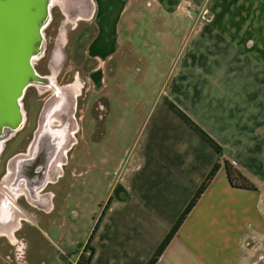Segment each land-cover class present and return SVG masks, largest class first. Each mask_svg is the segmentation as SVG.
<instances>
[{
	"label": "crops",
	"instance_id": "1",
	"mask_svg": "<svg viewBox=\"0 0 264 264\" xmlns=\"http://www.w3.org/2000/svg\"><path fill=\"white\" fill-rule=\"evenodd\" d=\"M112 1L93 2L96 33L86 53L95 68L87 76L88 91L94 96L112 91L107 107L114 95L122 115L118 123L131 114L130 107L141 121L100 200L104 206L115 197L91 242L90 264H150L214 170L155 264H249L254 252L264 250V0H119L118 8ZM122 21L128 39H121ZM141 22L145 35L160 39H138L135 23ZM180 25L186 26L182 38L173 39ZM129 60L144 66L131 72ZM145 77L149 83L141 86ZM111 120L105 119L106 136ZM90 134L83 130V139ZM103 140L94 142L101 146ZM223 159L255 189L233 188ZM24 223L33 225L24 216L14 230H3L11 246ZM39 232L55 247L64 237L58 230ZM90 234L69 264H77Z\"/></svg>",
	"mask_w": 264,
	"mask_h": 264
},
{
	"label": "rangeland",
	"instance_id": "2",
	"mask_svg": "<svg viewBox=\"0 0 264 264\" xmlns=\"http://www.w3.org/2000/svg\"><path fill=\"white\" fill-rule=\"evenodd\" d=\"M99 1L100 0H93L95 4H98ZM115 1H112L113 7L118 8L119 0ZM50 16V23L43 32L44 39L50 40L47 43L46 55L40 62L41 65L39 69L41 71L45 70V63L50 59L53 49L60 52L61 63L59 72H57L59 73L57 76L58 84H69L73 87H78L79 93L82 92L83 96L87 95V97L80 102L77 112V117L82 118L85 115L86 120L84 125H82V121L78 120L77 125L83 126L84 131L89 133V130H92L91 125L93 123L87 114L89 115L88 109L95 96L88 91L89 83L87 76L88 73L95 68V63L88 58L86 47L96 33V27L91 19V14L90 16L84 15L86 21H82L78 19V15L71 14L67 8H64V5L60 9L58 7L53 8L50 11ZM179 21L178 19V22ZM135 24L137 28L135 35L140 37L138 39H160L159 36L156 37V35H151L150 37L149 33L145 35L144 29H146V27L143 26L142 22ZM185 27V25H183V27L180 25V28L174 30L175 33H172L170 29L168 30L173 34V39H181L183 35L181 31H184ZM120 28L121 39H128L124 31V21L120 23ZM161 30L165 32L166 27ZM185 32L187 33L188 29ZM134 38L136 39L135 36ZM175 51L176 49H172L170 55L172 56ZM161 54L163 55V53ZM127 64L131 72L135 71L136 66L138 67L137 64L143 65V63H138V61L135 60H129ZM139 83L141 86H145L149 83V80L145 77V79H142ZM81 87H83V89H81ZM111 93L109 95L107 92L109 98L112 95ZM149 94H151V91ZM39 95L38 97H41ZM111 98V102L109 101L110 107L105 116L106 119L112 118L114 121L111 120V124L109 125L111 126V135L108 134L104 136V140L106 138L107 142L103 143V140V145L101 144V146L95 143V140L93 141L94 143L87 142L84 144L82 138L83 132L78 135L80 144L73 151V154H75L77 158L73 165L79 166L78 171L81 172L82 175L76 177L72 181V186L71 182L67 181L63 183L59 190L60 197H58L56 202L57 207L51 215L36 216L37 219L39 217L41 219L35 226L23 224L22 230L16 234V246L13 247L9 244L7 238L8 232L0 229V232L5 234L0 236V264H69L67 259H74L80 251L81 246L85 243V240H87V236H89V233L92 231L97 218L105 206H103L100 200H102L108 184L115 180L113 167H118L121 163V158L123 157L120 156V152L128 151V149L131 148V143L135 138L137 128L141 121V119L137 117L139 113H136L135 109L130 107L126 109L131 114L124 117V122L122 124L118 123V118L122 115L119 112L118 103L116 105L115 96L113 95ZM41 104L42 102L36 101L33 97H30L25 101V109L29 107L31 115L33 116L39 112ZM81 110H83V112L80 113ZM10 152L11 150L8 151V153ZM84 153H86V155L89 154V158H87ZM1 173L2 165L0 166V174ZM25 217L30 222H33L32 217L27 215H25ZM39 230H58L60 233H63L64 237L62 240L56 241L58 242V246L55 247L54 244L47 242L43 238ZM21 234L26 240V251H24L25 242ZM18 248H23V251L17 252ZM24 252H26V255ZM65 253L68 255L61 256ZM249 264H264V250L254 252Z\"/></svg>",
	"mask_w": 264,
	"mask_h": 264
},
{
	"label": "flooded vegetation",
	"instance_id": "3",
	"mask_svg": "<svg viewBox=\"0 0 264 264\" xmlns=\"http://www.w3.org/2000/svg\"><path fill=\"white\" fill-rule=\"evenodd\" d=\"M63 5L71 14L78 15V19L86 21L84 15L90 16L93 0H52L50 11L55 7L60 9ZM49 40L44 39L42 56L32 63L35 73L42 80L25 89L19 101L18 117L14 118L15 124L4 122L0 128V137H6L0 143L2 230L10 228L16 217L19 219L27 215L32 217L33 225H36V216L51 215L60 197L57 189L67 181L72 186V181L82 175L78 171L79 166L73 165L77 159L73 151L80 144L78 135L84 130L83 126L77 125L78 120L82 121V125L86 120L85 115L77 117L78 107L87 95L71 92L69 88L72 85L58 84L61 54L57 50L51 52L45 70L39 69ZM30 97L42 102L39 112L33 116L29 107L25 109V101ZM108 98L103 91L95 96L89 107L87 116L93 124L91 134L86 140L83 139L84 144L104 138ZM32 189H36L34 195Z\"/></svg>",
	"mask_w": 264,
	"mask_h": 264
},
{
	"label": "water",
	"instance_id": "4",
	"mask_svg": "<svg viewBox=\"0 0 264 264\" xmlns=\"http://www.w3.org/2000/svg\"><path fill=\"white\" fill-rule=\"evenodd\" d=\"M51 3L52 0H0V128L4 122L15 124L25 89L42 80L32 63L43 54V31L50 21ZM5 138L0 137V143ZM32 190L34 195L36 189ZM17 221V217L13 218L8 230H14Z\"/></svg>",
	"mask_w": 264,
	"mask_h": 264
},
{
	"label": "trees",
	"instance_id": "5",
	"mask_svg": "<svg viewBox=\"0 0 264 264\" xmlns=\"http://www.w3.org/2000/svg\"><path fill=\"white\" fill-rule=\"evenodd\" d=\"M168 106L204 142H206L207 144H209L219 155L222 154L221 148L206 133H204L199 127H197L183 112H181L177 107H175L171 103H169ZM222 162H223V165H224V168H225V171H226V175H227L228 181H229L230 185L233 188L248 189V190H254L255 189L254 184L251 182V180L238 167H236V165H234L233 163H231L230 161L225 160V159H223ZM215 174H216V170H214L212 172L210 178L207 180V182L205 183V185L203 186V188L200 190V192L197 194V196L193 199V201L189 205V207L186 210V212L184 213V215L181 217V219L178 221V223L172 229V231L170 232V234L168 235V237L165 239V241L163 242V244L161 245V247L156 252V254H155V256H154V258H153V260H152V262L150 264H155L157 262L159 256L161 255V253L163 252V250L165 249V247L167 246V244L170 242L171 238L174 236V234L178 230V228L181 225V223L183 222V220L186 218V216L188 215V213L191 211V209L193 208V206L196 204L197 199L201 196V194L204 192V190L210 184V182L214 178ZM118 191H119V189H117L116 191H114V194L116 192V195H117ZM113 199H115V197H111L109 199V201L107 202V204L104 206V208L102 210L101 216L98 217V219L96 220L95 225H94V227H93V229L91 231L90 237H89L87 243L85 244L84 253L80 254L77 264H90L91 263V261L93 259V255H94V251L91 248V242H92L93 237H94V235H95V233L97 231L99 222L101 221V218H102V216L104 214V211L108 208L109 204L111 203V201ZM87 252L89 254L86 256V253Z\"/></svg>",
	"mask_w": 264,
	"mask_h": 264
},
{
	"label": "bare ground",
	"instance_id": "6",
	"mask_svg": "<svg viewBox=\"0 0 264 264\" xmlns=\"http://www.w3.org/2000/svg\"><path fill=\"white\" fill-rule=\"evenodd\" d=\"M60 3V2H59ZM90 14H91V12H90ZM69 89H72L71 91H73V92H77L78 93V87H73V86H71Z\"/></svg>",
	"mask_w": 264,
	"mask_h": 264
}]
</instances>
